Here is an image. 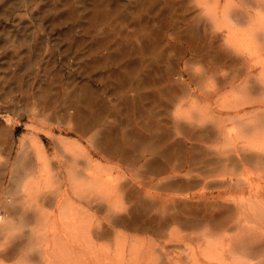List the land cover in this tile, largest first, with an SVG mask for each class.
Listing matches in <instances>:
<instances>
[{
  "label": "rangeland",
  "instance_id": "rangeland-1",
  "mask_svg": "<svg viewBox=\"0 0 264 264\" xmlns=\"http://www.w3.org/2000/svg\"><path fill=\"white\" fill-rule=\"evenodd\" d=\"M256 2L0 0V264H264Z\"/></svg>",
  "mask_w": 264,
  "mask_h": 264
},
{
  "label": "bare ground",
  "instance_id": "bare-ground-1",
  "mask_svg": "<svg viewBox=\"0 0 264 264\" xmlns=\"http://www.w3.org/2000/svg\"><path fill=\"white\" fill-rule=\"evenodd\" d=\"M257 2H256V7H257V9H258V12L254 15V18L253 17H251L252 15H246V14H248V12L247 13H243V12H240L239 13V11L237 12V11H233V15L231 14V11L230 12H228V13H226V12H224L223 13V11H221L222 13V16H220L221 17V19L219 20V23H221V24H223V26L224 27H226V32H227V34H226V41L227 42H229V43H232L233 45H235V42L238 40L237 38H239L241 35V33H239V32H237L238 30L237 29H235L234 27H232L231 26V20H230V18L231 17H233L232 19H234L235 21H237V22H239V23H241V22H244L245 23V21L247 20V22L249 23V20L252 22V18H253V23H251V25H250V27H248L249 29H247V31H246V33H244V34H242V38L241 39H244L245 37L246 38H248L249 40H247V43H248V41H250V38H253V37H257L256 38V40L257 39H264V0H256ZM233 9V8H232ZM223 10V9H222ZM226 10V9H225ZM230 15H232L231 17H230ZM249 17V18H248ZM233 20V21H234ZM232 21V22H233ZM240 26V25H239ZM242 32V31H241ZM240 35V36H239ZM244 35V36H243ZM237 36H239V37H237ZM240 39V40H241ZM245 40V39H244ZM242 42V41H241ZM251 42H252V40H251ZM250 42V43H251ZM253 43H255V42H253ZM253 43H251V45H253ZM263 44V43H262ZM249 44H247V47H249L248 49H251V50H254L251 46H248ZM253 46H255V45H253ZM263 46H264V44H263ZM239 47V46H238ZM260 47V46H259ZM264 48V47H263ZM247 49V50H248ZM255 50H257V48L255 49ZM254 50V51H255ZM259 50H261V49H259ZM263 52V51H262ZM252 54H255V53H252ZM257 54V53H256ZM263 54H264V52H263ZM248 55H250V53L248 54ZM255 65V64H254ZM262 72V71H261ZM260 72V73H261ZM259 73V74H260ZM258 74V73H257ZM264 76V75H263ZM264 80V79H263ZM262 80V81H263ZM258 84H259V82H258ZM263 87V86H262ZM256 90H258V89H256ZM260 100V99H259ZM262 112H263V114H262V116H263V118H264V109L262 110ZM257 117V116H256ZM259 117V116H258ZM260 118H261V114H260ZM77 122V121H76ZM94 123H96V122H94ZM94 123L92 124L91 123V121L89 120V119H84V120H82V121H80L79 122V125H80V128H79V130L82 132V133H84V132H86V131H88L91 127H92V125H94ZM263 126H264V124H262V123H260L259 125H256V126H254V128H252V129H256V130H258V132L260 131V132H262V136H261V140L260 141H258V140H256V139H254V140H256L257 142H255L254 140H253V137H252V139H251V141L248 143V145L250 146V148H257L258 150H262V151H264V129H263ZM252 131V130H251ZM249 132H250V130H249ZM223 133V132H222ZM253 135V134H252ZM257 135H260V134H257ZM261 152V151H260ZM259 152V153H260ZM263 153V152H262ZM249 154V153H248ZM261 154V153H260ZM261 156V155H260ZM259 157V156H258ZM248 158H249V156H248ZM262 160V159H261ZM263 161H264V159H263ZM244 164V163H243ZM260 179H264V175H261L260 176ZM250 183V181L248 182V184ZM264 183V182H263ZM250 186V185H249ZM264 190V187L262 188V186H260V185H258L256 188H253V187H251L250 186V189H249V193L251 194V196H253L255 193H257V191H261V190ZM258 197V196H257ZM37 210V209H36ZM42 210V209H41ZM253 210V209H252ZM256 210V209H255ZM254 211V210H253ZM252 211V212H253ZM33 212H35V211H33ZM43 212V211H42ZM37 213V212H36ZM36 213H35V215H36ZM38 213H40V211H38ZM254 213V212H253ZM28 214V213H27ZM30 215H26V216H24V217H26V219L25 220H27L28 222H31V221H33L34 220V218L36 217H34L33 216V214L31 215V213H29ZM39 215V214H38ZM42 215V214H41ZM41 215H40V217H41ZM44 215V214H43ZM43 215H42V217H43ZM262 215H263V213H262ZM247 216V215H246ZM245 216V217H246ZM39 217V216H38ZM40 217H39V219H40ZM248 217V216H247ZM250 217V216H249ZM255 217V216H254ZM37 218V217H36ZM251 218H253L252 216H251ZM247 219H249V218H247ZM0 220H2V217H0ZM24 220V221H25ZM251 220V219H250ZM257 220V219H256ZM27 221H26V223H27ZM41 221V220H40ZM246 222V221H245ZM244 222V223H245ZM252 222V221H251ZM249 223V222H248ZM14 224V223H13ZM28 225V224H27ZM10 227H11V222H10V220L9 219H5V224H2V226L0 227V232L2 231V230H9L10 229ZM98 230V229H97ZM97 236L98 237H103V236H106V232L105 231H103V230H98L97 231ZM30 235V234H29ZM259 239V238H258ZM29 240H30V238H29ZM249 242V241H248ZM27 243V242H26ZM261 243H263V242H261ZM29 245V244H28ZM254 245H256V243L254 244ZM24 246H26L25 245V241L24 240H22V239H19V238H16V239H14V240H12L11 239V241L9 242V244H8V246H6L5 248H3L2 249V254L4 255V256H6V257H12V256H14L18 251H19V249H21L22 247H24ZM36 246V245H35ZM34 247V246H33ZM247 247V246H246ZM252 247V246H251ZM245 249V248H244ZM256 249H258V248H256ZM258 251V250H257ZM263 252V251H262ZM254 254V253H253ZM255 255V254H254ZM259 256V255H258ZM263 261V260H262ZM82 262V261H81ZM259 264V263H258Z\"/></svg>",
  "mask_w": 264,
  "mask_h": 264
}]
</instances>
